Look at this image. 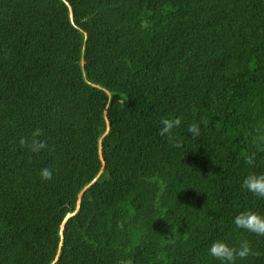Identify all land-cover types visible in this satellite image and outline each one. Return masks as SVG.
I'll return each mask as SVG.
<instances>
[{
  "label": "trees",
  "instance_id": "obj_1",
  "mask_svg": "<svg viewBox=\"0 0 264 264\" xmlns=\"http://www.w3.org/2000/svg\"><path fill=\"white\" fill-rule=\"evenodd\" d=\"M250 171L264 0H0V264H219L218 238L264 264Z\"/></svg>",
  "mask_w": 264,
  "mask_h": 264
},
{
  "label": "clouds",
  "instance_id": "obj_2",
  "mask_svg": "<svg viewBox=\"0 0 264 264\" xmlns=\"http://www.w3.org/2000/svg\"><path fill=\"white\" fill-rule=\"evenodd\" d=\"M182 123L183 117L180 116L161 119L160 135H167L170 141L173 140L175 130L180 128ZM188 131L193 136H198L201 129L199 124L193 123L189 126ZM34 135L39 136L40 131L37 130ZM45 146L43 142L33 141L34 151H39ZM247 163L254 165V157H248ZM40 176L43 180H51L53 178V170L51 168H43L40 171ZM241 187L255 197L264 199V172L250 171L244 177ZM233 223L238 229L257 236H264V214L262 213L250 210L242 211L234 217ZM208 252L211 257L219 261V264H238V261L247 260L250 256L260 254L254 250L252 242L247 239L241 240L238 246H234L223 238L215 239L211 243Z\"/></svg>",
  "mask_w": 264,
  "mask_h": 264
},
{
  "label": "water",
  "instance_id": "obj_3",
  "mask_svg": "<svg viewBox=\"0 0 264 264\" xmlns=\"http://www.w3.org/2000/svg\"><path fill=\"white\" fill-rule=\"evenodd\" d=\"M80 209V205L78 206V209L77 210H79ZM70 217V216H69ZM68 220V218L65 220V222ZM65 222H64V224H65ZM64 224H63V228H64Z\"/></svg>",
  "mask_w": 264,
  "mask_h": 264
}]
</instances>
